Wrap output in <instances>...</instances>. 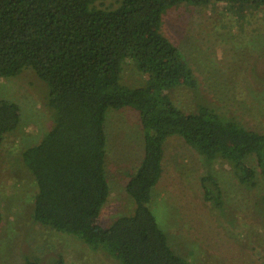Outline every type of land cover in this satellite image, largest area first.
I'll return each instance as SVG.
<instances>
[{
	"label": "trees",
	"instance_id": "trees-1",
	"mask_svg": "<svg viewBox=\"0 0 264 264\" xmlns=\"http://www.w3.org/2000/svg\"><path fill=\"white\" fill-rule=\"evenodd\" d=\"M103 1L0 0V77L30 68L49 87L52 124L21 151L37 186L32 218L120 264H190L171 247L148 204L162 173L165 140L178 135L205 160H226L238 182L251 187L258 173L264 178V131L225 118L205 103L192 111L176 103L172 91L194 89L198 81L161 31L162 17L185 2L223 1L243 11L264 7V0H116L114 6ZM127 60L142 74L140 85L122 81ZM127 106L137 110L143 129V155L125 185L134 206L104 225L101 209L110 193L106 112ZM19 123L18 104L0 98V151L4 135ZM249 155L257 168L247 162ZM201 181L204 197L221 207L215 177L208 172ZM261 211L264 216V192ZM50 264H65L63 256H53Z\"/></svg>",
	"mask_w": 264,
	"mask_h": 264
},
{
	"label": "rangeland",
	"instance_id": "rangeland-1",
	"mask_svg": "<svg viewBox=\"0 0 264 264\" xmlns=\"http://www.w3.org/2000/svg\"><path fill=\"white\" fill-rule=\"evenodd\" d=\"M116 4L103 1V6ZM161 31L178 46L198 81L194 89L172 91L178 105L192 111L205 103L225 118L264 131V7L237 11L223 1L185 2L164 13ZM122 81L129 86L144 81L131 60L124 64ZM48 88L30 68L0 77V98L20 109V123L4 135L0 151V264H20L28 257L50 264L58 254L65 264H120L102 249L32 218L37 186L21 151L52 124ZM105 130L110 193L101 221L108 225L133 210L125 185L143 155V129L137 110L127 106L108 108ZM247 162L257 168L253 155ZM162 167L148 204L177 253L190 264H264V178L259 173L256 185L245 186L226 160H205L178 135L165 140ZM208 172L221 187V207L204 197L201 178Z\"/></svg>",
	"mask_w": 264,
	"mask_h": 264
}]
</instances>
